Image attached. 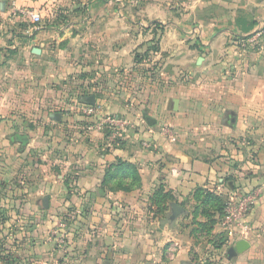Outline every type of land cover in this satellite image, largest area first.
<instances>
[{
  "label": "crops",
  "instance_id": "0c3cea01",
  "mask_svg": "<svg viewBox=\"0 0 264 264\" xmlns=\"http://www.w3.org/2000/svg\"><path fill=\"white\" fill-rule=\"evenodd\" d=\"M4 1L0 0L5 23L0 24V119L5 121L0 123V180L15 179L18 170L12 163L17 159L35 160V175H24L33 180L32 185L23 181L19 185L27 191L29 203L41 202L47 209L56 202L51 218L46 216L41 221L46 233L57 218L55 211L87 208L84 216H80L82 208H77L67 217L73 220L80 216V223L78 235L68 232L71 254L62 258L64 264H213L222 257L223 264H264V147L260 146L262 142L254 145L252 137L242 131L253 124L255 128L264 125V0H181L185 6L183 21L167 25L161 50L156 52L174 50L171 59L176 70L180 65L189 71L183 79L178 78L177 71L173 74L177 77L172 89L179 92L173 98L179 101L178 110L173 108L176 113L167 118L161 113L168 109L164 100L157 107L161 116L146 108L144 112L147 110L156 122L149 125L144 112L134 116L131 127L118 141H111L107 130L86 129L85 116L81 117L83 103L77 96L95 95L96 104L101 103L108 76L131 63L119 57L128 46L121 48L113 38L107 43L96 39V45H92V25L87 29L80 22L35 26L29 19L12 16ZM10 1L42 15L59 11L60 2L67 1L63 8L85 16L80 21L97 14L120 15L118 8L102 6L119 0ZM15 20L22 24L16 25ZM115 20L109 27L117 36L118 18ZM98 28L102 27L94 30ZM257 31L263 32L260 41L243 51L239 43ZM185 32L192 39L187 41ZM194 71L199 73L198 83L203 82L199 87ZM193 76L195 81L191 80ZM68 79L80 83L71 89L70 98H57L56 83ZM163 91L155 88L151 94L160 96ZM56 101L64 107L62 111L50 108ZM29 107L41 116L47 113L49 132L44 126L40 131V126L33 123L14 121L17 113ZM116 112L108 113L123 115ZM55 113L61 114L60 119L53 117ZM231 113L236 117L233 126L229 124ZM57 130L63 137L54 152L53 144H43ZM54 154H59L58 158ZM119 156L139 167L140 186L114 190L112 183L104 184L109 166ZM67 178L72 196L67 195ZM160 187L172 195L171 202L162 203L170 207V222L151 210L158 206L153 197ZM198 189L213 191L225 200L234 190H257L258 201L248 217V236L229 238L221 228V218L211 234L201 230L197 222L206 218L195 213ZM172 203L183 207L175 219H171ZM218 232L227 239L219 250L211 244V237ZM204 237H208L205 245L199 242ZM240 240L250 243L243 252L235 248ZM37 241L42 242L39 238ZM174 244L178 249L171 257L169 251ZM38 249L46 259L48 246Z\"/></svg>",
  "mask_w": 264,
  "mask_h": 264
},
{
  "label": "rangeland",
  "instance_id": "374dc122",
  "mask_svg": "<svg viewBox=\"0 0 264 264\" xmlns=\"http://www.w3.org/2000/svg\"><path fill=\"white\" fill-rule=\"evenodd\" d=\"M66 2L67 1L60 2L61 6L57 7L59 9V11L57 12L49 11L46 12L44 15L41 14L42 20L39 23H34V25L60 26V25H67L71 21L78 23L80 22L86 25L85 28L92 25L91 30H92V35L94 37L92 38L93 40H91L92 41L91 43H93L92 45H96L95 43L96 39H101L102 40L101 42L104 41L105 43H107V41H110L113 38L114 41L117 40L115 43H117V45H120L121 48L128 46L124 54L122 56L119 55L118 56L120 57V59H125V61H127L128 59L131 60V63H126L125 66H120V68H118L117 71L113 73V75L108 76V80L106 79L107 81L105 82L106 85L105 97L104 100H102L101 103H99V105L105 111L108 112L118 111L119 114H123L131 121L134 116H141L146 108H148L149 111L152 110L153 114H157L158 116L165 114L167 118L169 117L171 118L176 113V111L173 110L172 99L174 97L177 98L179 93L178 91L177 93L175 90H173L174 88L172 89L174 81L177 78L173 74L175 73V71H177L176 73H179L178 78L183 79V77L187 76L189 71L186 68L181 69L180 65L178 66V70H176V66L174 65L173 59H171V56L174 54V50L169 49V52L162 51L158 54H156V52H159L161 50V40L166 33L167 25L172 21H176V20L183 21L181 19L182 18L181 12H184L185 9L183 1L181 0H119L113 2L109 1L107 4L105 5L103 4L102 6L104 7V9H109V10L118 8L120 11V15L118 17L115 16L112 17L111 15L106 16V15L97 14L95 17L93 16L87 17V20L85 21H80L81 18L85 16L81 17V15H77L72 12L68 13L67 12L68 10L67 9L65 10L63 8L66 6L65 4ZM4 3L5 6L10 9V13L12 16L22 17L20 18L22 21H24V19L26 20L28 19L25 18L20 12L15 10L10 0H5ZM62 3H64L65 5L63 4L64 6H62ZM12 16L11 17L9 16L10 19L12 18ZM116 18H118L117 23L119 26L117 36L115 32L113 33L111 32L110 30L111 28L109 27L110 25H112L113 22L116 21L115 20ZM3 19L4 18H2L0 15V24L2 25L5 24L3 23L4 22ZM12 19L14 20L15 18ZM21 20H17V21L15 20L16 25H21L22 24ZM97 26L102 27V28H98L97 31H99V33L94 30L95 27ZM189 34L186 32L184 33V38L187 39V41L192 39L189 38ZM0 39H1V27H0ZM133 45L136 46L134 47ZM106 46L107 45L104 44V47ZM155 47H159V50L155 51L154 50ZM103 50H104L103 52L104 57L107 58L109 56V54L107 53L108 48H105ZM138 54L142 56L140 61H137L136 59V56ZM194 74L196 75V78L199 76V73H195V71ZM194 79L195 77L193 76V79L191 80ZM198 80H199L198 78L196 79V81L194 80L195 84H197L196 87H199L200 84L203 85V82L198 83ZM79 83L80 82L77 81H70L69 79L66 81L62 80L56 83V89L54 93L56 97L59 99H61L62 97L70 98L71 97L70 93H73L71 89L73 90L76 89L75 86L79 85ZM221 83H223V81H221ZM221 86H223V84ZM155 88L166 90L163 91L165 94L160 96H155V95L153 96L151 92ZM51 97L52 96H50L49 98ZM162 100L168 103V109H166L164 113L161 112L162 113L161 114L159 112L157 113V107L158 108L160 107V105L162 104L161 103ZM32 101H33V95L30 96L29 99V102L32 103ZM52 105L53 106H50V108L58 112L62 111L61 109L64 108L58 101H56ZM30 111H32V113ZM74 112L78 113L76 112V110ZM81 117H83V113ZM17 120L20 121L23 120L26 124L33 123L36 126H40V131H43V126L47 129V130L45 129V131H48L50 129L49 126L47 125L48 123L47 113H44V115L41 116V113H36L34 110H31V108L25 112H21V114L17 113L14 121L17 123ZM166 120L167 119L165 118V121ZM1 122H5L4 119H0V123ZM49 123L51 124L53 123V121H49ZM242 131L248 137H252L253 144L257 142H262L260 146L262 145V147H264L263 124L261 127L258 128H255L253 124V127H249L248 129H242ZM63 133L65 136V132ZM62 137L63 135L60 134L58 130L52 131V135L50 134L49 137L45 138L46 142L43 145L46 146V144L49 142L51 147H53L54 145L53 150L54 152H56V148L58 149L59 147L58 139ZM64 139H66V136ZM58 155L59 154H54V156H56L57 158ZM33 161L35 162V160ZM33 161L24 160V159L22 160L17 159V161H14L12 164H14L15 169H17L18 172L17 175L15 176V179L11 181L13 183L17 182L18 184L21 181H23L26 182V185L27 184L32 185L31 182L33 180L28 179V177H24V175L25 173L27 174V176L35 175V170H34L35 167L32 166ZM39 161L43 162L41 159ZM51 167L55 168L53 166ZM56 167H58V165H56ZM5 182L6 181L0 180V208L2 207L1 205L5 203L4 207L10 211L9 213L12 216V222H16L19 228L21 227V225L22 227H24V225L28 221V218L33 219L38 225L37 228L38 232H34L33 237L34 238L36 237V240L39 238L40 241L44 239L42 242H38L35 240L36 242L33 241L34 243H32L31 240L26 242L25 239L21 241L22 248L20 249V251H17L16 254H14L15 260L11 263L12 264H50L52 262L53 264H64L65 261H63L64 259L62 258L65 256L66 257L68 256L67 258H69V255L71 254L70 246H69L70 244L68 242V228L66 227L63 229V227L61 228L58 227V225L62 223L61 222L62 219L68 222V220L63 217L64 212L63 213H61L60 211L54 212L57 218L55 219L53 218L54 220L50 224V227L47 228L46 230L47 233H46L45 230H42L44 224L41 223V221H44L45 219L49 218L50 215H52L50 211L52 210L51 208L55 206L56 202H51V205H49L48 208L45 209V207L41 202H39L38 204L29 203L27 199H29L30 197L25 196L22 198L21 201L17 200V203L19 204L23 203L22 208L16 207L17 209L20 208L18 212L20 211L22 212L23 215L21 214L22 215L21 216L19 215V213L17 214L15 212V207L12 206L13 202H6L5 198H3L4 195L7 194L5 187L7 186V184L8 185L12 184V182L9 181H7V183ZM74 210L78 211V209H74ZM152 210L155 211L156 208H153ZM78 214L80 213L78 212ZM24 217L25 219L23 220ZM219 222L221 224V219ZM64 230H67V235L65 241L60 243V239H61L60 235L65 232ZM55 231L57 232L55 233ZM52 232L55 233L54 236H52L51 234ZM5 233H8V229H6ZM45 233L46 235L43 236ZM218 233L214 235V237L213 236L211 237L212 239H214V241L220 238V234L218 235ZM76 234L77 232H75V235ZM207 239L208 237L207 238L204 237V239L200 240L199 242H203L202 244L205 245ZM9 241L12 242V239H10ZM10 242L8 248H11ZM38 243L40 244V246L38 245ZM45 244L48 246L47 252H49L48 255L46 256V259H44L45 256H43L42 258V254H41L42 251L38 249L40 247L42 248V246ZM211 244L214 245V243ZM56 256L59 258H56ZM222 260L223 257L220 260L213 262V264H223ZM0 262L4 263V261L1 258H0Z\"/></svg>",
  "mask_w": 264,
  "mask_h": 264
},
{
  "label": "trees",
  "instance_id": "16d2710c",
  "mask_svg": "<svg viewBox=\"0 0 264 264\" xmlns=\"http://www.w3.org/2000/svg\"><path fill=\"white\" fill-rule=\"evenodd\" d=\"M154 50L158 51L159 47H155ZM141 58L142 56L139 54L136 56L137 61H140ZM88 97L89 94L79 93L77 96L79 100L78 102L83 104H89L87 101ZM84 120H85V124H87L88 119L84 118ZM69 179L68 178L66 179V184L69 187V190L67 191V195L72 196L73 193L70 191L71 181ZM111 183L113 184L112 188L114 190L115 189L131 190L132 188L140 186L141 176L139 172V167L134 162L126 158L120 156L117 157L116 162L109 166L104 179L105 185L110 186ZM5 190L7 191V194L4 195L3 198H5L6 202H13L12 206L15 207V212L21 215L22 212L21 211L18 212V210L23 207V203L19 204L17 203V200L21 201L22 198L27 195V191H25L17 182L15 183L12 182V184L10 185L7 184ZM194 198L199 203L195 206V213L197 214L200 213L206 218L204 222L198 221L197 224L198 226H200L201 230L207 232L208 234H211L215 224L218 221V218H222L224 215L226 200L223 199L219 194L204 189H198L195 192ZM171 200H173L171 193L166 192L165 190H163V187H160L155 192V195L153 197V202L158 206L156 207L155 211L152 210V208L151 210L154 211L156 214H161V216L164 217L166 221L170 222L169 215L167 213L170 207L163 206L162 203L169 201L171 202ZM1 206L2 207L0 208V256H1L0 258L4 261V263L0 262V264H10L15 260L14 254H16V252L20 251V249L22 248L21 241L25 239L26 242L31 240V242L34 243L33 241L36 240V237L34 238L33 234L34 232H38L37 230L38 225L33 219L28 218V221L24 225V227H22L21 225V227L19 228L16 222H12V216L9 213L10 211L4 207L5 203H3V205ZM16 207H20V208L17 209ZM77 208L79 209L82 208L80 216H84V213L86 212L87 208L80 206H77L76 209ZM74 209L75 208H70V207L65 208L63 217L67 219L70 212L73 211ZM80 216H77V219H73V220L67 219L68 232L75 233L78 230L80 223V219L78 217ZM24 219L25 217L23 218V220ZM6 229H8V233H5ZM219 234H220V238L218 240L216 241H214V239L211 240V243H214L213 246L217 250L221 249L227 243L226 237L222 233H218V235ZM20 235L23 239L20 237ZM9 238L12 239V242L9 241L10 240ZM9 242L11 243L10 244L11 248H8Z\"/></svg>",
  "mask_w": 264,
  "mask_h": 264
},
{
  "label": "built area",
  "instance_id": "2783aa9c",
  "mask_svg": "<svg viewBox=\"0 0 264 264\" xmlns=\"http://www.w3.org/2000/svg\"><path fill=\"white\" fill-rule=\"evenodd\" d=\"M15 10L27 17L32 23H39L42 20L40 13L33 11L29 8L17 7L15 3H12ZM263 32L257 31L251 36L243 39L239 45L240 48L245 51L249 47L258 43L262 37ZM82 113L88 123L86 129L88 131H103L107 130L110 135V140L115 141L122 137L123 134L131 127L132 122L124 115H117L106 112L99 104H83ZM259 193L257 190L231 191L226 199L224 215L221 218V225L223 232L229 238H244L248 236L251 230L248 217L258 201ZM62 223L58 225L59 228L67 227V222L62 219ZM60 235V243L65 241L67 230ZM57 231H55L56 233ZM52 232V236L55 234ZM51 240V238H50ZM178 245L174 244L170 247V256L174 257L177 253Z\"/></svg>",
  "mask_w": 264,
  "mask_h": 264
},
{
  "label": "water",
  "instance_id": "95a60500",
  "mask_svg": "<svg viewBox=\"0 0 264 264\" xmlns=\"http://www.w3.org/2000/svg\"><path fill=\"white\" fill-rule=\"evenodd\" d=\"M200 60H202V58H200ZM88 103L91 104V105H95L96 104V97L95 95H91L89 98H88ZM178 106H179V101L178 99H173V108L175 110H178ZM60 116L61 114L60 113H55L53 114V117L55 119H60ZM143 118L144 120L149 124V125H152L153 123L156 122L155 119H153L149 114H148V111L146 110L144 113H143ZM229 120H230V125L233 126L234 123H235V120H236V117H235V113H231V116L229 117ZM45 204H46V201H45ZM183 211V207L177 203H172V216H171V219H175L179 214H181V212ZM250 246V243L249 241L247 240H240L237 242V244L235 245V248L238 252H243L245 251L248 247ZM202 264H209L208 261L202 263Z\"/></svg>",
  "mask_w": 264,
  "mask_h": 264
}]
</instances>
